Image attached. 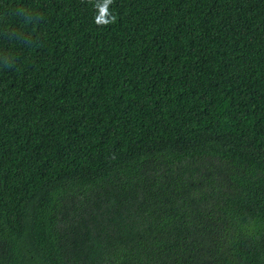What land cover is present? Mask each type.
Masks as SVG:
<instances>
[{"label":"trees","instance_id":"16d2710c","mask_svg":"<svg viewBox=\"0 0 264 264\" xmlns=\"http://www.w3.org/2000/svg\"><path fill=\"white\" fill-rule=\"evenodd\" d=\"M104 4L0 0V264H264V0Z\"/></svg>","mask_w":264,"mask_h":264},{"label":"clouds","instance_id":"9594fccd","mask_svg":"<svg viewBox=\"0 0 264 264\" xmlns=\"http://www.w3.org/2000/svg\"><path fill=\"white\" fill-rule=\"evenodd\" d=\"M112 3V0H105V4L103 5V15L104 16H109L110 14L108 13V4ZM116 17L114 15H111L109 19H104L102 21V24H108V23H112L115 22ZM96 23H97V18H96Z\"/></svg>","mask_w":264,"mask_h":264}]
</instances>
